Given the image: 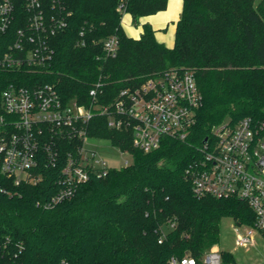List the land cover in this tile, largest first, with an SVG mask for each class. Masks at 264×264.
I'll use <instances>...</instances> for the list:
<instances>
[{
	"label": "trees",
	"instance_id": "obj_1",
	"mask_svg": "<svg viewBox=\"0 0 264 264\" xmlns=\"http://www.w3.org/2000/svg\"><path fill=\"white\" fill-rule=\"evenodd\" d=\"M170 1L65 0L69 24L50 39L49 67L0 68V94L12 84H50L64 101L91 106L90 93L101 83L95 104L110 107L121 91L183 70L194 74L203 97L188 139H165L150 153L133 146L130 131L110 129L107 116H95L90 136L129 151L132 162L58 205L44 206L58 190L50 174L39 185H16L0 173V264H169L173 258L204 264L220 243L223 219L254 225L246 202L199 197L186 172L225 121L264 125V0H183L172 48L158 41L152 24L141 23ZM126 15L142 24L140 37L126 33ZM19 27L0 31V61ZM111 36L119 48L108 58L103 42ZM221 255L222 264H236L232 253Z\"/></svg>",
	"mask_w": 264,
	"mask_h": 264
},
{
	"label": "built area",
	"instance_id": "obj_2",
	"mask_svg": "<svg viewBox=\"0 0 264 264\" xmlns=\"http://www.w3.org/2000/svg\"><path fill=\"white\" fill-rule=\"evenodd\" d=\"M69 16L65 0H0V31L10 32L14 23L20 25L0 68L16 72L48 68L54 56L50 39L68 27ZM103 48L108 58L115 57L118 38L109 37ZM101 88L99 83L91 91V106L64 101L50 84L34 88L12 84L4 90L0 94V173L16 185H39L50 174L58 190L44 206L58 205L73 199L82 185L132 162L116 167L102 156V142L117 153L132 154L90 136L88 126L95 116H107L110 129L130 131L133 146L150 153L165 139L186 141L203 104L191 71L172 70L156 81L123 90L110 107L95 104ZM63 142L71 148L64 149ZM199 154L186 172L194 194L246 202L256 219L253 226L235 225L236 245H255L256 233L264 236V125L245 118L233 126L227 120ZM203 263L222 264L221 252L208 251ZM169 264H196V260L173 258Z\"/></svg>",
	"mask_w": 264,
	"mask_h": 264
},
{
	"label": "rangeland",
	"instance_id": "obj_3",
	"mask_svg": "<svg viewBox=\"0 0 264 264\" xmlns=\"http://www.w3.org/2000/svg\"><path fill=\"white\" fill-rule=\"evenodd\" d=\"M175 1V0H173ZM143 20L141 21V23ZM135 25L130 18H124V27L130 36L134 38L140 37L142 24ZM167 31H160L159 37L165 35L167 42L174 41L175 25L170 23ZM102 142L103 148H100L102 156L113 166L121 167L126 161L131 162L132 157L129 154L117 153L116 150L110 148L109 143ZM236 227L232 219L225 218L221 223V239L219 245L215 248L219 252H230L233 254L236 264H264V236L256 233L255 245L249 248H241L236 245ZM240 229V228H239ZM242 228L240 231H243Z\"/></svg>",
	"mask_w": 264,
	"mask_h": 264
},
{
	"label": "crops",
	"instance_id": "obj_4",
	"mask_svg": "<svg viewBox=\"0 0 264 264\" xmlns=\"http://www.w3.org/2000/svg\"><path fill=\"white\" fill-rule=\"evenodd\" d=\"M182 5H183V0H175V1L171 0L169 2V5H168V8L166 11L161 12V13L153 16V17H149L146 20H143L144 23L149 22L150 24H152L154 29L157 31L156 37H157L158 41L161 43H164L166 46H168L170 48H172L174 46V41L167 42L165 35H162L161 37H159L158 33H160V31L162 32L163 30L167 31L169 29L168 26L170 23H173L175 25V30H176V23L181 16ZM124 18L126 19V18H130V17L128 15H126V16H124ZM124 18H123V23H124ZM123 26H124V24H123ZM124 29H125V27H124ZM125 31H126V29H125ZM141 32H142V30H141ZM126 33H127V31H126ZM132 37H135V36H132ZM174 40H175V38H174Z\"/></svg>",
	"mask_w": 264,
	"mask_h": 264
},
{
	"label": "water",
	"instance_id": "obj_5",
	"mask_svg": "<svg viewBox=\"0 0 264 264\" xmlns=\"http://www.w3.org/2000/svg\"><path fill=\"white\" fill-rule=\"evenodd\" d=\"M208 140L206 139L205 141H204V143H206Z\"/></svg>",
	"mask_w": 264,
	"mask_h": 264
}]
</instances>
